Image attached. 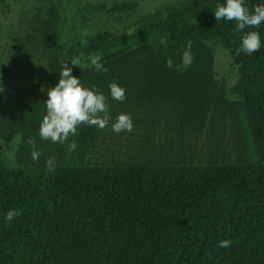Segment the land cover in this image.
<instances>
[{"label": "trees", "instance_id": "obj_1", "mask_svg": "<svg viewBox=\"0 0 264 264\" xmlns=\"http://www.w3.org/2000/svg\"><path fill=\"white\" fill-rule=\"evenodd\" d=\"M20 2L53 6L58 57L76 70L150 46L160 65L183 73L193 43L227 50L238 70L228 93L246 108L261 163L49 171L13 167L0 153V264H264V23L244 30L261 40L247 55L236 22L214 19L226 0L186 2L91 36L82 29L88 16H127L138 3L86 5L79 21L61 24L55 0ZM245 2L251 9L264 0ZM10 209L22 214L7 221ZM222 240L230 246L219 247Z\"/></svg>", "mask_w": 264, "mask_h": 264}, {"label": "crops", "instance_id": "obj_2", "mask_svg": "<svg viewBox=\"0 0 264 264\" xmlns=\"http://www.w3.org/2000/svg\"><path fill=\"white\" fill-rule=\"evenodd\" d=\"M43 6L48 8L51 16L49 5L22 4L19 7L16 23L0 52V153L10 157L11 164L16 162L21 167L47 168L46 161L54 157L55 168L224 165L220 152H209L210 144L203 139L201 129L204 124L199 115L205 109L204 100H223L226 105L224 112L229 114L230 121L234 116L243 120L235 102L228 103L222 89L221 93H184V72L178 73L156 60L153 71L144 69L141 61L130 63L129 59H123L124 56L103 64L107 72L97 71L94 67L73 69L72 75L79 78L84 87H95L107 97L109 126L100 130L95 126L81 125L77 134L69 136L64 144L41 139L39 126L46 114V84L51 81L53 87L58 83L64 64L56 55L55 41L54 65L52 68L45 65L46 45L38 27L32 40L28 31L22 36L20 30L25 16L28 13L38 16ZM52 22L56 32L57 19L53 18ZM138 53L151 56L152 51L147 48ZM130 64L136 66L131 67ZM109 72L115 74L109 75ZM153 72L163 74L158 79ZM109 80L126 90L124 102L112 99L108 90L103 89L108 87ZM214 80L221 83V78ZM128 83H131L130 87ZM132 86L133 91L130 90ZM191 101L195 102L188 105L187 102ZM121 113L131 115L134 125L131 132L117 134L111 130V124ZM18 134L22 139L17 143L14 138ZM29 139L36 141L35 148L41 153L37 160L31 155ZM73 140L78 148L69 151L68 144Z\"/></svg>", "mask_w": 264, "mask_h": 264}, {"label": "rangeland", "instance_id": "obj_3", "mask_svg": "<svg viewBox=\"0 0 264 264\" xmlns=\"http://www.w3.org/2000/svg\"><path fill=\"white\" fill-rule=\"evenodd\" d=\"M190 1L194 0H55V4L61 12L62 24L68 17L79 21L85 13L84 8L86 5L97 6L107 4L108 6H111L116 2L138 3L139 8L137 11L127 16H116L114 18H110L104 14H93L88 16L89 20L84 24L85 27L82 25V29L84 30L85 36H91L100 30L122 32L125 29H130L137 21L149 14L161 10L165 11ZM5 2V5H2L0 0V47L7 43L8 36L12 32V28L16 23L19 7L22 5L20 0H5ZM43 7V9L40 8L38 16H34L32 13H28L25 16L20 31L22 36H25V31H28V37L32 40L36 33V27L39 28V35L43 33V40L46 45L44 56L45 65L52 68L54 65L53 60L55 59L53 58V54L56 34L52 20L53 18L55 20L57 19V12L52 5H49V9L52 12V15L50 16L48 15L50 12H47L48 8H45V6ZM44 10H46V13L43 15L42 12ZM61 28L63 29L64 26H61L60 29ZM39 43L41 42L39 41ZM147 48L150 49L151 47H139L124 56L123 59H129L130 63L141 61L145 66L144 69L153 71L154 69L152 68L154 67V63L157 64L153 55L151 54L150 56L148 53L136 54L138 51ZM187 53L188 55L185 56L184 93H221L220 90L222 89L226 92L224 93L226 101L228 103L235 102V105L238 107L237 111L243 116V120L238 116H234L230 121L229 114L224 112L226 105L223 100L215 101L213 99H206L203 101L205 109H203V114L199 115V117H201L199 120L203 121L204 124L201 131L204 141L207 144H210L208 149L209 152L212 154H218L220 152V155L225 160L223 164L255 165L261 163V157L247 116L246 108L236 99L235 96L228 93L229 89L236 84L238 79V70L237 67L233 65L229 52L223 49H213L204 42L199 41L193 43ZM129 66L132 67L136 65L130 64ZM46 72L49 74V70ZM115 73L109 72L108 74L111 75ZM158 73L153 72V74H156L155 76L159 79L160 74L163 73ZM214 78H221V83L217 84ZM51 83L52 82L50 81V84H46V86L48 88L52 87ZM105 84L106 81L104 82V85ZM118 85L120 86V84ZM128 86L130 87L131 83H128ZM103 89H107L110 93L109 87H103ZM130 90L133 91L134 86H132ZM217 97L219 96L217 95ZM194 102H187V104L193 105ZM198 103L201 105V101ZM209 125L213 127H210ZM221 151L225 152L221 153ZM3 156L8 160L10 165L21 167L20 163L13 162L11 164L10 157ZM202 164L205 165V163Z\"/></svg>", "mask_w": 264, "mask_h": 264}, {"label": "clouds", "instance_id": "obj_4", "mask_svg": "<svg viewBox=\"0 0 264 264\" xmlns=\"http://www.w3.org/2000/svg\"><path fill=\"white\" fill-rule=\"evenodd\" d=\"M216 21L226 20L236 22V33L243 32L240 36L241 44L239 51L251 55L260 50V33L257 31L244 32L246 28H259L264 23V3L253 6L251 9L246 6L245 0H226L224 4H217L214 10ZM163 42V41H162ZM188 55V53H185ZM97 71L107 72V69L98 59L91 61ZM76 66L75 63H72ZM171 66V61H169ZM73 69L65 63L59 73L58 83L46 90L47 100L46 114L39 126V135L43 140H51L52 143L64 144L69 136H75L81 125L95 126L100 130L109 126L110 115L107 97L95 87L87 88L81 84L79 78L72 75ZM110 95L117 102H124L126 90L117 83L109 84ZM43 90V89H42ZM134 128L130 114H119L115 122L111 124V130L117 134L122 131L131 132ZM22 137L18 134L14 142H19ZM32 146V157L37 160L41 153L36 150L34 139L27 141ZM78 145L75 140L68 144L69 151H75ZM49 171L55 170V158L49 157L46 161ZM22 213L16 209H10L5 219L11 221ZM219 247L230 246V241L222 240Z\"/></svg>", "mask_w": 264, "mask_h": 264}, {"label": "bare ground", "instance_id": "obj_5", "mask_svg": "<svg viewBox=\"0 0 264 264\" xmlns=\"http://www.w3.org/2000/svg\"><path fill=\"white\" fill-rule=\"evenodd\" d=\"M67 143V142H66ZM54 146H55V144H54ZM56 146H57V144H56ZM37 149V148H36ZM33 150V149H32Z\"/></svg>", "mask_w": 264, "mask_h": 264}]
</instances>
